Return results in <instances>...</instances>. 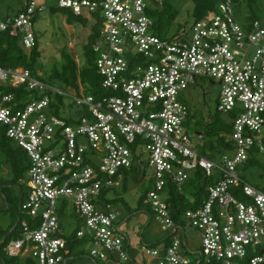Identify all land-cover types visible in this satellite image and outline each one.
<instances>
[{"label":"built area","instance_id":"2783aa9c","mask_svg":"<svg viewBox=\"0 0 264 264\" xmlns=\"http://www.w3.org/2000/svg\"><path fill=\"white\" fill-rule=\"evenodd\" d=\"M149 1L57 0V7L93 19L98 27L92 50L103 92L97 97L44 81L25 66L0 67V133L30 160L17 236L2 248L6 255L68 264L69 239L59 211L72 200L81 220L75 238L93 245L90 255L127 260L126 234L109 191L127 170L145 164L144 150L153 172L148 198L155 220L172 232L165 249L144 250L153 260L148 264H192L182 239L186 228L200 234L199 262L264 264V191L240 172L250 158L264 157V22H240L234 1L221 0L215 11L162 36L149 15ZM155 1L162 6L163 0ZM44 9L42 2L26 0L18 12L0 16V32L32 49L35 18ZM203 78L220 84L218 111L231 124L233 147L215 160L193 141L203 133L187 128L190 108L181 97ZM20 87L28 94L9 90ZM65 96L82 106L79 117L64 115ZM58 97L63 99L59 113L53 105ZM199 175L214 182L207 197L177 223L168 187L185 193ZM0 264H5L1 258Z\"/></svg>","mask_w":264,"mask_h":264},{"label":"rangeland","instance_id":"374dc122","mask_svg":"<svg viewBox=\"0 0 264 264\" xmlns=\"http://www.w3.org/2000/svg\"><path fill=\"white\" fill-rule=\"evenodd\" d=\"M38 1L44 3L46 9L39 14L35 24L40 41L39 50L41 52V56L36 64L37 73L48 78L55 68H61L64 60L62 56L63 51L68 52L71 57L77 61L80 68L84 67L87 64V58L84 53L85 45L89 42V35L95 29V21L93 19H88L87 22L83 24L74 20L72 23H68L67 16L71 14L68 12L70 10H60L57 13H52L50 10V6L57 5V0ZM169 1L176 9L178 15L169 30L165 32L167 35L173 34L182 26L190 25L195 19L193 16L194 3L191 0ZM25 2L26 0H0V16L18 12L19 9L24 6ZM149 4L152 8L161 7L156 1L153 2V0H150ZM234 7L236 17L240 22L248 18V16H255L264 22V0H239L238 3H234ZM61 87L68 89L65 86ZM80 87V90L84 92L85 87L82 85ZM75 90L74 92L80 96L88 94V92L81 94L79 91ZM220 90L221 86L218 81L213 82L210 78H203L199 80L197 84L182 92L181 97L190 108V117L186 125L191 132L203 131L205 129L204 126L209 124L213 119L215 120L217 116L228 122L229 117L218 111ZM64 100V115L79 117V110H81L82 106L77 104L76 100L71 97L65 96ZM192 139L197 144L199 151H202L203 138H199V136L196 135L193 136ZM12 144L17 147L15 143ZM140 153L146 159L145 164L141 166L134 165L131 169L127 170L124 174L126 189L123 182H120L114 189L109 191V196L113 198V208L120 213V219L124 222V228L126 232L129 233V237L133 244L135 243L136 247L144 251L148 247L145 245L147 242L156 243L168 235V232L162 230L159 223L155 220L154 211L148 197L142 207L137 209L139 197L145 191L152 188L151 177L153 174L152 168L147 162L148 152L141 150ZM258 160V163L248 165L245 169H241L240 172L242 175L244 173L252 184L256 185V183H259L264 186V157L262 156ZM9 171L10 169L5 165L0 166V179L9 178ZM21 188L26 197L28 188L23 181L21 182ZM193 191L196 190H192L187 194L190 201L194 198L192 196ZM8 193L9 196L12 197V201L7 210H0V229L9 228L11 224L17 222L19 217L20 202L15 200L16 192L11 190L8 191ZM0 196V209H2L6 206V199L1 191ZM67 209V223L63 224L61 222V224L64 232L70 235L73 234L74 228L78 225V223L76 224V217L78 214L72 200H69ZM186 238L191 252H193L189 253V257L193 261V264H196L201 258L198 253V251L201 250L200 234L193 229L186 228ZM79 243L82 242L79 240ZM92 247L93 245L91 243H82L81 248L83 253H81L79 257H76L75 261H72L71 264H96L95 260L90 256ZM142 256L143 255L140 253V258H142ZM111 260L114 262L112 264L131 263L128 260L121 259L116 254L113 255ZM97 261L98 264H105L103 259H98ZM202 264L207 263L203 260Z\"/></svg>","mask_w":264,"mask_h":264},{"label":"trees","instance_id":"16d2710c","mask_svg":"<svg viewBox=\"0 0 264 264\" xmlns=\"http://www.w3.org/2000/svg\"><path fill=\"white\" fill-rule=\"evenodd\" d=\"M191 1L194 3V20H198L215 11L218 3H220L221 0ZM233 1L234 3L239 2V0ZM50 10L52 13H57L60 10L65 9L57 7L56 5H52L50 6ZM68 12L71 13L67 16L68 23H72L74 20L83 24L87 22L86 19L79 16H75L70 11ZM149 15L155 22V31L163 36L167 35V33L165 32L169 30V28L172 26L175 19L177 18L178 13L169 0H163V4L160 8H150ZM38 16L39 15L36 16L35 21H37ZM248 18L254 19L257 17L248 16ZM97 36L98 27L97 25H95V29L89 35V42L85 45L84 53L87 58V64L84 67L80 68L77 61L73 59L68 52L63 51L62 56L64 60L62 67L59 69L55 68L48 78H45L44 76H40V78L44 81L56 84L58 86L60 85V87H70L76 89L77 91L80 90V86L82 85L83 87H85V93L88 92L94 95L95 97L99 96L103 92L100 88L101 76L97 71V67L95 65V55L92 50V45L97 39ZM39 47L40 41L38 35L36 38V45L32 49L27 50L22 46L21 40L19 38L11 36L8 32H0V67L8 68L25 66L32 72L37 73L36 64L41 56ZM9 90H16L18 94H28V91L25 89V87ZM53 105H55L57 113H59L61 106L63 105V99L58 97L57 103L55 102L53 103ZM204 127L205 129L201 131L203 133L202 153L206 154L210 159L215 160L219 155H222L226 151L232 149L233 145L229 141V136L231 133V124H229V122L224 121L220 119L219 116H217L215 120L213 119L209 124ZM12 143L13 141L6 136L5 131H1L0 166L5 165L7 168H9L11 176L7 179H0V188H2L0 191L5 196V199L8 201L9 206L11 204L12 197L9 196L8 191L12 190L13 192H16L15 200L17 202H20V205L21 202L24 201L25 196L23 193V189L21 188V182L26 177L27 171L30 166V160L25 151L19 146L15 147ZM258 162V158L252 157L246 164L241 167V169L243 170L248 165H254ZM243 177L247 179V176L244 175V173ZM213 182L214 180L212 178H207L203 177L202 175H199L189 181L186 186L187 190L185 191V193H180L177 190L176 186L169 185V209L174 220L177 223L182 222L183 213L187 209L196 207L207 197V187ZM123 184L125 185V179L123 180ZM7 185L12 187H8ZM15 186H19L21 190L17 189V187ZM255 186L264 191V186H262L261 184L256 183ZM192 190H196L192 192V196L195 198V202H191L190 199H188L187 197V194L190 193ZM149 191L150 190L145 191L139 197L138 209L141 208L144 204L146 198L148 197ZM109 201L113 202V200ZM14 225L15 224L13 223L7 229H0V243L5 238V241L1 244V250L9 240L17 236V230L19 227L17 226L13 230ZM11 230H13V232H11V234L9 235L8 233ZM80 242H82L83 244L86 243V241ZM82 243H79V241H77L72 245V242L69 240L68 247L71 250V255L79 257V255L83 253L81 248ZM150 246L154 247L156 246V244H152ZM0 258L4 260L5 264H28V262H33L35 264V261L32 259H28L27 261H25L21 260L18 257H10L6 255L3 250L1 252ZM202 262L203 261L199 262L198 264H202Z\"/></svg>","mask_w":264,"mask_h":264},{"label":"crops","instance_id":"0c3cea01","mask_svg":"<svg viewBox=\"0 0 264 264\" xmlns=\"http://www.w3.org/2000/svg\"><path fill=\"white\" fill-rule=\"evenodd\" d=\"M40 2V1H39ZM22 8V7H21ZM19 10H21V9H19ZM10 172V171H9ZM8 172V174H9V178H10V176H11V174ZM2 188H0V190H1ZM1 197V196H0ZM111 198V197H110ZM1 199V198H0ZM7 201V200H6ZM68 203H69V201L68 202H66L65 204H63L62 205V208L60 209V211H59V214H60V224H61V222L63 223V224H66L67 223V215H68V209H67V206H68ZM1 207V206H0ZM65 207V208H64ZM138 209V208H137ZM61 214H63V215H61ZM78 214V213H77ZM77 216V215H76ZM76 224L78 223V225L74 228V231H75V229H77L78 227H80L81 226V221H80V217L79 216H77L76 217ZM79 219V220H78ZM80 221V222H79ZM120 224H121V227H122V229L124 230V233L126 234V244H127V248H128V253H129V256H128V261H130L131 263L130 264H148V263H150V262H152L153 260L152 259H150V258H147V256L144 254V251H142V249H139L138 247H136V244L134 243L133 244V242H132V240L130 239V237H129V233L128 232H126V229L124 228V222L120 219ZM61 227H62V224H61ZM74 231H73V234H66V236H67V238L72 242V245L74 244V243H76L77 241H79V240H77L76 238H75V234H74ZM171 235H172V232H168V235H166L165 237H163L162 239H160L158 242H156V243H146L145 245L146 246H148V247H151L150 245H152V244H156V246H154V247H157V248H160V249H165V247L166 246H168L169 244H170V242H171V239H172V237H171ZM182 236H183V239L185 240V241H187L188 242V240H187V238H186V229H184V232L182 233ZM169 238V239H168ZM4 240V239H3ZM2 240V241H3ZM1 241V242H2ZM71 251V250H70ZM191 252V251H190ZM140 253L143 255L142 256V258H140ZM191 253H193V252H191ZM91 256V255H90ZM92 257V256H91ZM112 257H113V255H110V257L108 258V259H103L104 261H105V264H112V263H114L113 262V260H111L112 259ZM94 260H95V262H96V264H98V259H100V258H94V257H92ZM75 259H76V257L74 256V255H71L70 257H69V260H68V264H71V262L72 261H75ZM102 260V259H101ZM126 260V261H127ZM196 264H198V263H196Z\"/></svg>","mask_w":264,"mask_h":264},{"label":"water","instance_id":"95a60500","mask_svg":"<svg viewBox=\"0 0 264 264\" xmlns=\"http://www.w3.org/2000/svg\"><path fill=\"white\" fill-rule=\"evenodd\" d=\"M15 187H17V189L21 190L19 186H15ZM20 206H21V205H20ZM8 208H9V203H8V201H6V206H5V208H2V209H0V210H7ZM18 222H19V217H18V220H17V222L15 223V225H14L13 228H16V227H17ZM8 234L10 235V234H11V231H10ZM4 240H5V238H4Z\"/></svg>","mask_w":264,"mask_h":264}]
</instances>
